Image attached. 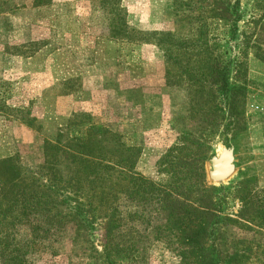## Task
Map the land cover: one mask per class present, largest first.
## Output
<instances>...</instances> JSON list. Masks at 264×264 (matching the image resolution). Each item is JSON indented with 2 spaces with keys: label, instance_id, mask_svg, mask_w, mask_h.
<instances>
[{
  "label": "rangeland",
  "instance_id": "obj_1",
  "mask_svg": "<svg viewBox=\"0 0 264 264\" xmlns=\"http://www.w3.org/2000/svg\"><path fill=\"white\" fill-rule=\"evenodd\" d=\"M29 1L32 2L0 0V144L7 145V151L16 149L4 166L0 162V168L9 166L12 177L5 175L6 180L15 178L21 187L31 183L38 192L45 191L46 203L32 209L28 217L14 226L0 228L2 233L7 232L0 234L4 237L0 243V264H105V226L106 230L112 227L115 240L108 247L112 253L118 251V264H179L169 241L173 229L165 211L150 194L142 199L143 186L131 179L142 176L155 183L165 182L168 176L159 171L161 160L171 147L178 145L182 147L180 157H205L202 162L207 183L225 190L216 191L227 197L221 205L223 213H236L239 203L231 191L241 180L253 177L258 187H264V164L254 153L249 130L253 118L259 117L261 106L257 99L264 96V82L249 76L264 65L262 9L256 7L255 0H239L240 19L235 36L234 22L208 18L207 10L214 0H92L93 7L103 10L102 16L85 13L83 0H55L54 5L46 7L48 10L24 16L31 19L40 15L56 21L63 18L66 22H58L60 26H55V31L63 30L65 24L73 34L83 33V18L91 17L96 24L90 26L94 33L102 30L98 33L114 39L105 41V45L118 47L120 58L101 60L114 67V71L116 66L125 69L128 75L122 85L136 88L127 91L126 97L104 99L105 127L91 126L86 135L83 127L59 131L32 124L28 110L19 107L29 99L32 103L47 94L73 93L82 86L81 76H73L63 85L64 90L56 85L42 89L41 83L49 81L46 72L25 71L18 51L36 50L39 46L37 42L17 40L21 33L17 23ZM41 32L43 29H32L35 37ZM245 33L250 43L256 45L247 47L242 60L246 89L237 106L242 113L236 118L227 117L220 88L224 82H233L230 63L247 46ZM211 53L221 61L212 85L202 74L204 60ZM186 68L195 71L192 81L182 73ZM203 87L207 88L201 91ZM209 87L215 91L206 96ZM10 116L29 122L38 131L31 140L32 146L23 147L16 140L7 143V134L13 129L7 121ZM214 118L219 119L217 125ZM119 119L122 121L115 132L106 128L116 125ZM73 121L74 126H79L83 116H74ZM88 134L92 136L86 140ZM83 139L88 145H98L106 153L105 158L79 153L75 140ZM192 139L195 141L191 142ZM11 142H15L14 148ZM27 142L31 144L30 140ZM124 146L135 153L131 160L119 162V157L133 151L125 152ZM222 149L230 150L233 170L227 179L213 181L208 176L212 158L218 157ZM13 190L11 183L0 184V195L10 198ZM15 215L13 210L6 222ZM110 215H114V222L107 226ZM232 234L249 235L237 228Z\"/></svg>",
  "mask_w": 264,
  "mask_h": 264
},
{
  "label": "trees",
  "instance_id": "obj_2",
  "mask_svg": "<svg viewBox=\"0 0 264 264\" xmlns=\"http://www.w3.org/2000/svg\"><path fill=\"white\" fill-rule=\"evenodd\" d=\"M238 4L239 0H214L207 10L208 18L234 22L232 35L235 36L236 24L240 19ZM255 5L264 13V0H255ZM253 22L257 25L254 18ZM243 37L247 39L245 43L247 46L241 51L239 50L238 56H235L236 58L234 57L230 63L234 72L232 75L233 82L229 84L224 82V86L220 88L224 93L223 101L227 117L236 118L242 113L241 110L237 111V106L243 101V94L246 89V75L244 74L246 70L242 60L245 57L247 47H255L256 45V43H250L246 33L243 34ZM220 68L221 61L218 60V57L211 53V56L205 58L204 73L202 74L206 75L209 84L212 85L216 82L215 78H217ZM182 73L187 76L189 81L195 77V71L192 68L182 69ZM227 74V72L224 73V76ZM210 79L215 80L211 81ZM205 88L207 87L201 88V91H204ZM212 89L209 87L205 95L208 96L215 91ZM217 121L219 119L214 121L216 125L218 124ZM91 136L88 134L85 139L88 140ZM75 141H77L79 153L96 159L105 158L106 153L99 149L98 145H88L84 139L83 141ZM193 141L195 139L191 140V142ZM181 149L182 147L178 145L171 147L161 160L159 171L168 176L165 182L155 183L142 176L131 179L143 186L142 199L146 200L150 194L165 211L173 229L169 233L172 236L169 241L174 245L173 249L179 258V264H264V187H258L253 177L241 180L237 187L231 191L239 203L236 213H223L221 205L227 197L223 192L217 194L216 191L225 190L223 186L216 187L207 183L202 162L205 157L202 160L195 158V156L183 158L179 156ZM132 150L124 146L125 152L129 151L130 153ZM134 153L133 150L129 155L119 157L118 161L131 160ZM11 159L12 156L3 158L0 162L4 166ZM117 166L125 169L122 165L117 164ZM4 168H0V184L11 183L14 190L10 198L0 195L1 229L14 226L15 223L28 217L32 209L41 208L46 203L45 191H39V193L37 187L33 189L32 184L26 180L24 182L28 184L22 187L15 178L6 180L4 176H10V168L9 166ZM13 210L16 215L9 222H6V218ZM114 218V215H110L106 225H112ZM234 228L246 231L249 235L234 236L232 234ZM1 229L0 234L6 235V230L2 233ZM102 236L107 238V244H103V261L105 264H118L115 258L119 255L118 251L114 250L112 253V248L108 247V245H113L112 241L115 240L112 227L106 230L105 226ZM3 240L4 237L0 235V243Z\"/></svg>",
  "mask_w": 264,
  "mask_h": 264
},
{
  "label": "crops",
  "instance_id": "obj_3",
  "mask_svg": "<svg viewBox=\"0 0 264 264\" xmlns=\"http://www.w3.org/2000/svg\"><path fill=\"white\" fill-rule=\"evenodd\" d=\"M54 1L47 0L46 2H41L39 0H32L31 3L29 1V3L23 6V16L20 17L17 23L21 32L17 36V40H20L19 42L21 43L37 42L39 46L36 47V50L18 51V59L23 63L25 71L34 73L43 69L49 76V81L47 83H41L39 88L46 89L56 85L59 89H63V85L70 81L73 76H81L82 86L79 90H76L77 92L73 93L62 92L47 94L39 97L41 98L40 100L36 98L35 102L33 101L32 103L29 99L26 105L19 107L28 110L27 114H29V120L32 124H43L42 126L44 128L49 126L54 129H59V131L61 129L83 127V130H85L84 133L87 135V130L91 126L98 125L105 127V123L102 122V116L105 120L106 112L102 107L106 104L103 100L108 99V97L117 99L120 96L126 97L127 91L136 88V86L122 85L128 75L125 69L116 66L114 71V67H108L103 64L104 60L101 59H117L120 58V53L117 49L118 47L110 45L109 43H107V46L105 45V41L114 42V39L110 40L107 35L98 33L102 30L95 31L96 33H94V29L92 30L90 26L96 24L92 22L91 17L86 18L84 16L83 33L80 32V34H73L67 28L69 25L66 27L65 24L63 25V30L55 31V26H60L58 22H66L63 18L56 21L54 19L48 20L46 16L40 15L37 18L31 19L24 17L37 10H48L46 7L54 5ZM91 1L83 0L84 12L88 13V15L100 13L102 16L103 10L99 6L93 7ZM128 10L130 13V9ZM105 21L108 25L111 24L107 19ZM76 24L78 25L79 23ZM34 28L43 29V32L35 37V35H32V29ZM111 76L115 78L113 79L112 77V80L110 79ZM249 76L255 78V80L264 82V65L257 68L255 75L251 73ZM259 98L257 99L259 102L256 101L261 106L259 109L260 113H258L259 117L256 119L253 118L249 130L254 153L258 155L261 164H264V96H260ZM39 102H42V105L39 106ZM30 103L31 105H29ZM77 115L83 116V122H79V126H74L72 123L74 122L73 118ZM11 117L7 121L11 122L13 129L7 134V143L16 140L23 147L32 146L33 142L31 140L37 137L38 131L33 129L34 126L29 122L22 121L15 116H13L14 118ZM120 121L122 120L119 119L117 123L113 122L116 124L113 126L106 125V128L115 132L117 127H120ZM28 140H30V145L27 142ZM14 143H9L12 144V148L15 147ZM15 151L16 149L12 152L7 151V145L0 144V158L10 157ZM261 179L264 183V173Z\"/></svg>",
  "mask_w": 264,
  "mask_h": 264
},
{
  "label": "water",
  "instance_id": "obj_4",
  "mask_svg": "<svg viewBox=\"0 0 264 264\" xmlns=\"http://www.w3.org/2000/svg\"><path fill=\"white\" fill-rule=\"evenodd\" d=\"M232 156L230 150L222 149L218 157L212 158V170L208 176L213 181H222L227 179L233 170L231 164Z\"/></svg>",
  "mask_w": 264,
  "mask_h": 264
},
{
  "label": "bare ground",
  "instance_id": "obj_5",
  "mask_svg": "<svg viewBox=\"0 0 264 264\" xmlns=\"http://www.w3.org/2000/svg\"><path fill=\"white\" fill-rule=\"evenodd\" d=\"M222 152V151H221Z\"/></svg>",
  "mask_w": 264,
  "mask_h": 264
}]
</instances>
